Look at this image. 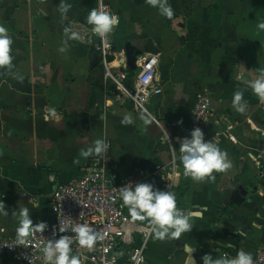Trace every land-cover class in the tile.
Instances as JSON below:
<instances>
[{"label":"crops","instance_id":"1","mask_svg":"<svg viewBox=\"0 0 264 264\" xmlns=\"http://www.w3.org/2000/svg\"><path fill=\"white\" fill-rule=\"evenodd\" d=\"M98 1L65 0L71 7L62 16L61 0H0V25L13 40L12 67H0V202L9 213L0 216V235L17 238L12 213L21 208L33 221L48 217L55 184L78 177L97 157L82 153L102 140L109 144L105 159L121 173L173 164L177 208L192 213L193 227L180 238L151 234L145 264H203L205 254L232 259L240 250L252 256L264 248V155L256 157L264 149V102L236 77L243 67L264 68V30L258 28L264 0H168L170 19L146 0H104L118 14L108 34L112 70L118 66L131 75L135 69L127 65V43L135 58L158 59L161 93L149 98L144 111L104 79L99 58L92 65L90 41L97 35L86 17ZM65 27L83 42L69 39ZM237 90H244L243 114L232 107ZM205 93L211 98L205 141L226 152L232 166L197 182L184 175L178 138L185 137L193 105ZM125 115L134 122L122 124ZM240 188L245 194L239 202L227 203ZM0 264L18 263L2 256Z\"/></svg>","mask_w":264,"mask_h":264},{"label":"built area","instance_id":"2","mask_svg":"<svg viewBox=\"0 0 264 264\" xmlns=\"http://www.w3.org/2000/svg\"><path fill=\"white\" fill-rule=\"evenodd\" d=\"M97 10H103L114 15L104 0L97 2ZM92 49L98 55L104 69V79H111L115 89L122 99L132 102L135 109L145 110L149 98L161 93L158 84V59L154 55L138 56L135 69L130 75L126 70L116 66L113 71L114 50L107 35L101 38L97 35L90 41ZM211 117V98L209 94L198 95L191 114L185 137L190 131L199 127L204 133V126ZM229 139L236 142L232 135ZM205 138V137H204ZM109 147V144H106ZM107 153L105 152L104 155ZM93 157L89 164L82 168L78 177L64 183H56L51 193L48 205V217L34 220L33 224L46 222L48 228L27 238L24 245H18L17 238H7L0 235V257L15 258L18 264H45L42 248L49 240L68 236L73 240L72 254L81 259V264H145L146 248L152 234L149 222L140 224L132 221L123 205L120 190L132 182L150 183L151 177L158 181L154 185L157 190L173 192L176 171L173 164L157 163L150 170L138 168L135 171L121 173L105 159V156ZM264 149L256 152V157L262 159ZM49 180L54 182V177ZM80 224H86L96 233L103 236L98 239L91 250L82 248L75 240L72 229ZM63 228L62 233L59 229ZM134 234L139 236L138 242ZM228 257L226 253L223 258ZM253 264H264V248H259L252 255Z\"/></svg>","mask_w":264,"mask_h":264},{"label":"clouds","instance_id":"3","mask_svg":"<svg viewBox=\"0 0 264 264\" xmlns=\"http://www.w3.org/2000/svg\"><path fill=\"white\" fill-rule=\"evenodd\" d=\"M151 7L156 8L160 15L172 18L173 9L168 0H146ZM71 5L61 0L59 11L62 16L66 14ZM86 22L91 25V31L101 38H105L113 31L118 23L117 18L107 11L92 9L86 17ZM260 30H264V22L258 24ZM64 33L71 40H81L80 34L73 31L71 27H65ZM81 42H83L81 40ZM13 40L8 34V29L0 25V67L10 69L13 57L11 45ZM65 48L59 51L64 52ZM19 79H23L19 77ZM244 86V90L250 89L252 93L264 102V68L246 70L241 69L236 77ZM244 90H237L233 94L232 107L238 113H245L247 102L244 100ZM145 124H150L152 118L142 115L140 117ZM134 121L131 115H125L121 121L124 125H130ZM182 123V121H178ZM180 143V163L184 169V175L191 177L193 181H203L205 178L213 179V172H223L229 169L231 161L226 152L212 143L205 141L204 133L197 127L190 131V134L183 138H178ZM107 150V145L102 140H97L93 148H88L82 153L87 158L93 154L103 156ZM120 197L124 206L127 207L132 220L148 221L150 230L154 237L159 240L178 239L183 233L190 232L192 213H185L177 208L175 194L171 191L157 190L151 183H137L133 185L129 182L120 190ZM6 206L0 202V216H8ZM12 215L16 218L18 227L16 228L17 243L24 245L27 238L37 232H44L48 225L46 222L33 224L30 210L21 208ZM63 228L59 229L62 233ZM75 233V240L80 247L91 250L98 239H103L99 233L93 232L88 225L80 224L72 229ZM242 233H238L241 235ZM73 240L68 236H60L59 239L49 240L42 248L45 264H81L79 256L72 254L71 245ZM203 264H253L252 256L243 250L237 252L232 259H213L210 254L202 257Z\"/></svg>","mask_w":264,"mask_h":264},{"label":"water","instance_id":"4","mask_svg":"<svg viewBox=\"0 0 264 264\" xmlns=\"http://www.w3.org/2000/svg\"><path fill=\"white\" fill-rule=\"evenodd\" d=\"M125 52H126V60H127V65L128 67H130L131 69H133L135 67V49L134 47L130 44V43H127L126 46H125ZM97 60H98V55L97 54H93L92 55V65L94 66L96 63H97ZM245 192H243V190L240 188L238 191L234 192V197L232 196V198L227 202V203H238L240 197H243L242 195H244ZM226 203V204H227Z\"/></svg>","mask_w":264,"mask_h":264},{"label":"trees","instance_id":"5","mask_svg":"<svg viewBox=\"0 0 264 264\" xmlns=\"http://www.w3.org/2000/svg\"><path fill=\"white\" fill-rule=\"evenodd\" d=\"M93 53L95 52L93 49L91 50ZM96 53V52H95Z\"/></svg>","mask_w":264,"mask_h":264}]
</instances>
